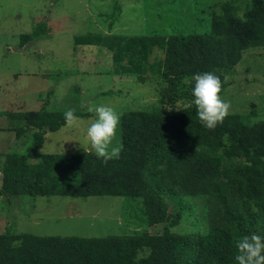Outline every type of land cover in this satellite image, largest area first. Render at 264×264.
Listing matches in <instances>:
<instances>
[{"label": "trees", "instance_id": "trees-1", "mask_svg": "<svg viewBox=\"0 0 264 264\" xmlns=\"http://www.w3.org/2000/svg\"><path fill=\"white\" fill-rule=\"evenodd\" d=\"M45 34L39 27L22 35L21 45ZM74 42L107 47L114 74L158 76L166 84L164 102L190 103L192 96L181 89L184 80L212 72L220 77L222 94L228 86L223 78L243 52L264 47V0H252L243 17L223 4L221 14H211L210 31L204 34L104 38L86 33L75 36ZM155 47L162 50L163 58L150 63ZM23 116L16 137L32 130L31 142L23 154L11 152L0 161V197H139L147 223L165 225L159 235L88 238L5 231L0 234V264H237V240L252 233L264 237V121L247 123L245 117L229 114L208 130L194 106L175 113L164 107L129 111L121 116L120 158L104 164L94 152H40L46 135L66 124L63 111L41 109ZM223 157L243 158V162L223 167ZM189 197H206L211 206H220L224 223H214L211 218L219 217L209 211L206 233L171 232L190 207L183 202ZM229 197L237 199L236 208Z\"/></svg>", "mask_w": 264, "mask_h": 264}, {"label": "rangeland", "instance_id": "rangeland-1", "mask_svg": "<svg viewBox=\"0 0 264 264\" xmlns=\"http://www.w3.org/2000/svg\"><path fill=\"white\" fill-rule=\"evenodd\" d=\"M251 1L0 0V161L11 152L23 154L30 144L32 130L16 137V128L24 125L22 118L26 112L74 109L87 114L79 117L77 126L65 124L46 135L40 152L60 154L93 152L85 135L87 126L95 119L89 106H111L120 115L115 145L122 144L124 113L160 107L175 113L190 104L187 100L164 102L162 86L166 84L156 75L114 74L113 55L107 47L76 45L75 36L204 34L210 31L211 14H221L223 4L231 5L235 15L243 17ZM39 27L47 34L21 45V36ZM162 58V50L155 47L149 62ZM223 80L228 86L220 96L230 102V114L245 117L247 123L264 121V47L243 52L242 59ZM182 88L191 96L192 85ZM242 162L243 158L223 157L221 165L230 167ZM1 176L0 171V187ZM229 201L233 207L237 204L236 198L229 197ZM183 202L190 207L170 229L173 233H206L209 211H216L219 218H211L216 224L226 219L222 217L223 209L208 204L206 197H189ZM168 210L175 211L170 201ZM164 225L147 223L139 197H0V234L9 231L86 238L159 235Z\"/></svg>", "mask_w": 264, "mask_h": 264}, {"label": "clouds", "instance_id": "clouds-1", "mask_svg": "<svg viewBox=\"0 0 264 264\" xmlns=\"http://www.w3.org/2000/svg\"><path fill=\"white\" fill-rule=\"evenodd\" d=\"M192 85L189 107L195 108V114L200 123L208 130H214L222 124L230 114V102L220 96L222 83L220 77L212 72L196 73L192 78L183 81ZM90 113H94L95 119L87 126L85 135L88 145L102 163L107 164L110 160L119 159L123 145L117 142V126L120 115L111 106L93 105L88 107ZM64 120L67 126L78 125L79 117L74 109L64 112ZM237 264H264V237L252 233L244 235L236 242Z\"/></svg>", "mask_w": 264, "mask_h": 264}, {"label": "crops", "instance_id": "crops-1", "mask_svg": "<svg viewBox=\"0 0 264 264\" xmlns=\"http://www.w3.org/2000/svg\"><path fill=\"white\" fill-rule=\"evenodd\" d=\"M2 132H4L3 130H1ZM4 217V216H3Z\"/></svg>", "mask_w": 264, "mask_h": 264}]
</instances>
